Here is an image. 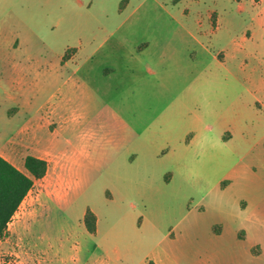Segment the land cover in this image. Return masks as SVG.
<instances>
[{
    "label": "rangeland",
    "instance_id": "obj_1",
    "mask_svg": "<svg viewBox=\"0 0 264 264\" xmlns=\"http://www.w3.org/2000/svg\"><path fill=\"white\" fill-rule=\"evenodd\" d=\"M263 81L264 0H0V264H264Z\"/></svg>",
    "mask_w": 264,
    "mask_h": 264
},
{
    "label": "trees",
    "instance_id": "obj_2",
    "mask_svg": "<svg viewBox=\"0 0 264 264\" xmlns=\"http://www.w3.org/2000/svg\"><path fill=\"white\" fill-rule=\"evenodd\" d=\"M23 166L26 172L0 155V237L6 232L8 222L32 187L33 181L42 178L47 171V161L33 155L24 158ZM83 223L89 233L95 232L96 216L90 209L84 212Z\"/></svg>",
    "mask_w": 264,
    "mask_h": 264
},
{
    "label": "crops",
    "instance_id": "obj_3",
    "mask_svg": "<svg viewBox=\"0 0 264 264\" xmlns=\"http://www.w3.org/2000/svg\"><path fill=\"white\" fill-rule=\"evenodd\" d=\"M73 83V77L72 76H69L67 79H66V84H72ZM256 92L258 93H261L264 95V81L263 82H260V84L257 86ZM258 102H263L264 104V101H261V100H257ZM6 159V158H5ZM8 160V159H6ZM9 161V160H8ZM10 163H12L11 161H9ZM13 164V163H12ZM14 166H16L15 164H13ZM17 167V166H16ZM18 168V167H17ZM19 169V168H18ZM154 264H158L157 262L153 261Z\"/></svg>",
    "mask_w": 264,
    "mask_h": 264
}]
</instances>
